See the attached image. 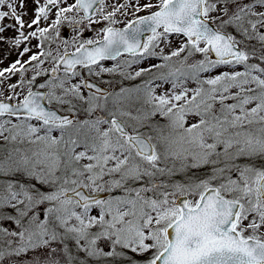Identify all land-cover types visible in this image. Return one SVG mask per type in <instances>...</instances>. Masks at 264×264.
<instances>
[{"label": "snow or ice", "instance_id": "1", "mask_svg": "<svg viewBox=\"0 0 264 264\" xmlns=\"http://www.w3.org/2000/svg\"><path fill=\"white\" fill-rule=\"evenodd\" d=\"M85 21L106 26L44 51ZM32 39L0 69V264H264V0H0V43ZM84 71L148 79L110 92Z\"/></svg>", "mask_w": 264, "mask_h": 264}, {"label": "rangeland", "instance_id": "2", "mask_svg": "<svg viewBox=\"0 0 264 264\" xmlns=\"http://www.w3.org/2000/svg\"><path fill=\"white\" fill-rule=\"evenodd\" d=\"M74 2V0H69V3H72ZM113 2V0H107V3L108 4H111ZM115 2L117 3H123L124 0H115ZM143 2V0H142ZM31 8L32 6L29 5V14L28 16L25 17V20L26 21H30L32 19V11H31ZM107 11H111V8L110 7H106L105 8V12ZM129 11V15L127 16H122L120 14H118V19H120L121 21H124L125 23L128 21V20H131L133 18H135L134 16L131 15V9L128 10ZM142 14H145V13H140L139 15H142ZM69 15H72V14H69ZM80 16H82V13L79 14ZM96 15V18L99 19V14H95ZM54 18V15L53 17ZM77 19H79V16H77ZM8 21H5V23H7ZM124 25V23H121V24H118L116 26H122ZM41 26H47L46 23H42ZM106 26V22H101V23H97V24H92V25H88V23L85 21L84 25H77L75 27L77 28H80L82 29V34L78 33V32H75L73 31V28L71 26H69L67 23H65L64 25H62L60 27V38L57 39V40H48V41H45L43 47H44V51L47 52L49 49H51L52 53H53V56L56 55V51H57V48L59 47L60 49H63L64 45L62 43V41L64 39H67L69 41V52H72L74 51V48L71 47V40H72V37L73 36H77L79 35V38L81 40H87V39H93V38H97V32ZM26 31H28L26 29ZM6 37H14L16 35V33L14 31H12L11 29L6 32L4 34ZM52 35V34H50ZM173 39V44H172V47H177L179 45V40L175 37L172 38ZM24 46H28L31 48V52L28 53L27 55H25L22 59L23 60H27L32 54H38L39 51H40V48H39V41H37L36 39H32L31 42L27 45H22L21 46V49L17 50V49H12L10 48L9 44L7 42H4V43H0V61H3L2 63H0V69H3V68H6L8 67L12 62H14L17 58H20L19 55H18V52L22 50V48ZM169 49H165V51L167 52ZM158 51V50H157ZM196 58H200V57H196ZM43 59V58H42ZM121 62H123L125 59H129V57L127 56H123V57H120L119 58ZM36 62H33V64H35ZM154 63H161V61L157 58H146L144 59L140 64L138 65H133L131 69H129V71H132L134 73L135 70H138L139 68H147V67H150L152 64ZM101 64L104 66V67H113L115 64H116V61H102ZM28 67L31 69L28 73L25 74V88H24V93H26L27 91V79H29L32 75L35 74V69L33 68L32 65H28ZM42 67L44 69H47L50 73V69L52 67V64L50 62V58L48 60H46V62L44 63V65H42ZM78 71H80L79 67L77 69ZM229 70L228 68H220V69H217L216 71L212 72V73H206V74H203V77L202 78H206L208 75H218L220 74V72L222 71H227ZM238 70H242L241 69H238ZM85 78H89V79H92L94 80L95 82L97 83H101V85H103L104 87L108 88L110 90V92H118L120 90V87H135L136 85H140V84H143V82L148 79L147 76L145 77H140V78H137L136 80H126V79H123L122 77L119 76V74H116V75H109L107 73H105L104 75L100 76V77H90L88 76L87 72L84 71L82 73ZM60 75H63V72L61 71ZM50 76L48 77H45V76H40L37 78V82L35 85H33V90L34 89H38V86L40 83H44L47 79H49ZM19 82V74H17V76H14L11 78V80L8 81V83H18ZM73 82H78V78L77 80H74ZM105 82H108V83H105ZM159 83V82H157ZM187 87L189 89H193L195 87H197V85L191 81H189L187 83ZM84 91L85 95H87V91L86 90H82ZM166 91H171V84L170 83H165L162 85V87H159L156 89V93L158 95H161V94H164V92ZM22 98V96H21ZM229 103H231V101H229ZM55 107V106H54ZM109 107H111V103H109ZM137 107H140L139 104H135L130 110L133 112V114L135 115L136 114V108ZM196 119L197 118H194V117H190L189 120H188V123L191 124V123H195L196 122ZM152 122L156 125H159V130H162L163 133L165 135L168 134L169 132V129L167 127L168 125V121L160 116L159 114L156 115L155 117L152 118ZM131 130V129H130ZM144 131H146V129H144ZM176 180H181L183 179V176L182 174H178L176 177H175ZM117 194H120L119 192H117ZM107 198V197H106ZM45 206L42 205L40 207V209L38 211H40V214H41V218L43 217V211L42 209L44 208ZM79 211V209H78ZM99 213V209H93L92 210V215H98ZM8 226V225H6ZM46 251V250H45ZM32 255H40V250H37L36 253H29L28 254V257H25L26 259L27 258H30ZM128 255L130 257H132L134 260H137V261H142L145 259V257H142V256H136L134 253H131V252H128Z\"/></svg>", "mask_w": 264, "mask_h": 264}, {"label": "water", "instance_id": "3", "mask_svg": "<svg viewBox=\"0 0 264 264\" xmlns=\"http://www.w3.org/2000/svg\"><path fill=\"white\" fill-rule=\"evenodd\" d=\"M146 35H147V34H146ZM142 39H146V36H145L144 38H142ZM87 79H89V78H87ZM89 80H90V82H94V83L98 84V86H100L102 89H105V90L109 91L107 88H105V87L102 86L101 84H99V83H97V82H95V81H93V80H91V79H89ZM61 114H63V112H62ZM106 196H107V195H105V198H106Z\"/></svg>", "mask_w": 264, "mask_h": 264}]
</instances>
